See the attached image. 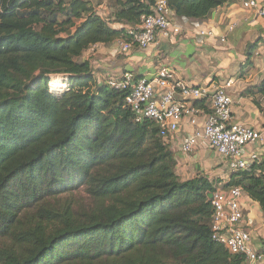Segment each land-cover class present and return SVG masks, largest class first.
Segmentation results:
<instances>
[{"label": "trees", "instance_id": "trees-1", "mask_svg": "<svg viewBox=\"0 0 264 264\" xmlns=\"http://www.w3.org/2000/svg\"><path fill=\"white\" fill-rule=\"evenodd\" d=\"M226 1L168 4L200 20ZM102 2L0 0V264H246L212 238L219 184L182 179L157 123L136 122L125 92L80 60L127 39L155 0H115L108 15ZM232 186L264 211V159Z\"/></svg>", "mask_w": 264, "mask_h": 264}, {"label": "built area", "instance_id": "built-area-1", "mask_svg": "<svg viewBox=\"0 0 264 264\" xmlns=\"http://www.w3.org/2000/svg\"><path fill=\"white\" fill-rule=\"evenodd\" d=\"M230 3L264 16V5L257 0H227L225 4ZM171 13L168 0H155L150 13L142 15L139 24L129 27V37L115 41L117 51L128 55L135 49H147L160 37L181 35L183 25ZM232 29L233 26L229 28ZM197 31L201 37L215 35L213 29L205 26H198ZM225 39L221 37L222 41ZM105 83L125 92V104L136 122H156L160 137L168 144L170 140H177L187 119L193 130L181 137L180 148L184 154L205 146L226 161L231 174L264 159V127L254 128L234 120V100L229 91L231 80L210 90L208 86L185 83L177 78L172 67L161 64L151 77H137L132 71H124L120 76L107 77ZM204 99L211 102L209 112H204L196 103ZM250 144H257L258 148L247 153ZM245 196L249 195L240 186L224 188L219 184L211 198L212 238L229 253L243 255L246 264H259L264 261V254L254 248L252 232L244 227L242 199Z\"/></svg>", "mask_w": 264, "mask_h": 264}, {"label": "crops", "instance_id": "crops-1", "mask_svg": "<svg viewBox=\"0 0 264 264\" xmlns=\"http://www.w3.org/2000/svg\"><path fill=\"white\" fill-rule=\"evenodd\" d=\"M257 1L264 5V0ZM171 15L183 25L181 35L160 37L147 49H135L128 55L120 54L115 42L100 43L93 45L84 58L97 68V77L103 78L101 82L109 76H120L124 71H132L137 77H151L161 64L172 67L177 78L185 83L208 86L210 90L231 80L229 91L234 100V120L254 128L264 127V16L233 3L217 7L200 20L186 19L173 11ZM115 26L121 28V25ZM198 26L213 29L215 35L201 37ZM231 26L233 29L230 31ZM221 37H225V41ZM196 103L204 112H209V99ZM192 130L186 119L177 140L169 143L176 155L177 168L183 171L182 177L189 179L203 172L212 181L225 184L232 174L226 161L215 151L205 146L191 154L181 151V137ZM257 148V144H250L247 153ZM242 205L244 227L252 232L254 248L261 251L264 211L249 196L242 199ZM259 264H264V261Z\"/></svg>", "mask_w": 264, "mask_h": 264}, {"label": "rangeland", "instance_id": "rangeland-1", "mask_svg": "<svg viewBox=\"0 0 264 264\" xmlns=\"http://www.w3.org/2000/svg\"><path fill=\"white\" fill-rule=\"evenodd\" d=\"M115 4V0H103V2L101 3V10L103 11V13H104V15H108V13H110L111 12V9H112V7H113V5ZM88 54V52H85L84 53V56H82L81 58H80V60H83L84 59V57H86V55ZM92 69H93V74H94V76H95V78L97 79V81L100 83L102 80H103V78L102 77H97V68H94V67H92ZM101 71V70H100ZM95 72H96V74H95ZM60 77H61V79H62V88H64L65 87V85H67L68 86V84H67V82H68V80H69V77L68 76H61L60 75ZM50 78L52 79L53 78V76H50ZM100 78V79H99ZM52 82V81H51ZM105 82V81H104ZM49 85H50V83H49ZM50 86H52V84L50 85ZM67 86H66V88H67ZM53 87V86H52ZM65 88V89H66ZM176 172L180 175V177L182 178V179H184L185 177H182V175L181 174H183L182 172L183 171H181V170H179L177 167H176ZM197 174V173H196ZM216 184H218V181H216ZM75 196L77 197V198H79L82 202H84V203H88V201H89V198H88V196H87V193H86V191H85V188H83V187H81L76 193H75Z\"/></svg>", "mask_w": 264, "mask_h": 264}, {"label": "bare ground", "instance_id": "bare-ground-1", "mask_svg": "<svg viewBox=\"0 0 264 264\" xmlns=\"http://www.w3.org/2000/svg\"><path fill=\"white\" fill-rule=\"evenodd\" d=\"M51 84L53 85L54 88H55V87H57V88H62V79H61V77L58 76V75H57V76H53ZM66 86H67V85H65V87L62 88V89H65ZM56 90H57V89H56Z\"/></svg>", "mask_w": 264, "mask_h": 264}, {"label": "water", "instance_id": "water-1", "mask_svg": "<svg viewBox=\"0 0 264 264\" xmlns=\"http://www.w3.org/2000/svg\"><path fill=\"white\" fill-rule=\"evenodd\" d=\"M209 197L212 198V194H210Z\"/></svg>", "mask_w": 264, "mask_h": 264}]
</instances>
